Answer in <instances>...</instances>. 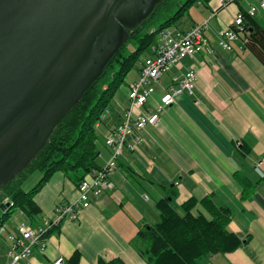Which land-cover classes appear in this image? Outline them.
<instances>
[{
  "label": "crops",
  "instance_id": "crops-1",
  "mask_svg": "<svg viewBox=\"0 0 264 264\" xmlns=\"http://www.w3.org/2000/svg\"><path fill=\"white\" fill-rule=\"evenodd\" d=\"M260 1L212 0L208 6L198 5L200 9L191 12L190 21L181 20L184 32L207 22L205 34L213 52L184 57L161 78L155 93L138 112L155 111L169 88L175 86L174 79L191 69L197 73L194 94L177 97L165 107L156 126L136 131L141 141L132 138L135 150L125 149L118 160L112 175L114 188L88 209H81L79 221L64 222L53 229L47 236L46 250L41 251L39 245L34 248L32 264H54L60 258L71 264L75 254L80 255L79 264L114 259L148 264L140 253L144 245L138 234L158 223L157 203L171 198L180 207L191 198L207 196L231 209L229 230L242 245L235 252L207 257L205 264H264V66L241 39L233 43L231 51L218 45V33ZM254 18L264 28V13ZM128 84L125 82L111 103L108 124L101 128L105 140L130 108ZM111 155L112 150L102 142L101 167ZM80 183L62 172L47 182L34 197L40 212L31 218L20 212L6 227L0 264L8 263L7 235L23 223L36 228L54 220L57 206L79 199ZM250 185H255V190L249 191V199H243V191Z\"/></svg>",
  "mask_w": 264,
  "mask_h": 264
},
{
  "label": "trees",
  "instance_id": "trees-1",
  "mask_svg": "<svg viewBox=\"0 0 264 264\" xmlns=\"http://www.w3.org/2000/svg\"><path fill=\"white\" fill-rule=\"evenodd\" d=\"M211 1L164 0L129 33L127 41L107 61L102 73L53 128L33 160L1 187L0 213L3 214H0V228L4 226L5 218L17 211L28 218L38 214L40 209L34 197L56 173L62 172L80 183L88 174L101 168V146L102 142L105 145L106 138L101 128H106L111 103L127 76L140 65L143 53L151 55V49L163 31H181V20L186 13L195 5L208 6ZM163 13L166 14L165 20L160 27L153 29L151 22L157 21ZM244 16L248 33L242 41L264 66V28L254 17ZM178 23L179 26L173 28ZM133 82L128 84L129 87ZM35 174H40L41 179L27 191L24 186ZM255 187L250 185L244 190L243 199H249V191H254ZM3 204L6 206L4 210L1 208ZM198 207L203 212L198 211ZM157 208L160 213L158 223L146 226L138 234L144 245L140 253L148 264H205L207 257L235 252L242 245L241 239L229 230L231 209L217 205L210 196L202 200L191 198L180 207L174 205L171 198L161 199ZM79 261V254L71 258V264H79ZM101 264L125 263L114 259Z\"/></svg>",
  "mask_w": 264,
  "mask_h": 264
},
{
  "label": "water",
  "instance_id": "water-1",
  "mask_svg": "<svg viewBox=\"0 0 264 264\" xmlns=\"http://www.w3.org/2000/svg\"><path fill=\"white\" fill-rule=\"evenodd\" d=\"M151 1L0 0V189L91 85L120 22Z\"/></svg>",
  "mask_w": 264,
  "mask_h": 264
},
{
  "label": "built area",
  "instance_id": "built-area-1",
  "mask_svg": "<svg viewBox=\"0 0 264 264\" xmlns=\"http://www.w3.org/2000/svg\"><path fill=\"white\" fill-rule=\"evenodd\" d=\"M228 1L234 3L241 0ZM260 12L264 13V0L250 6L247 14L255 17ZM245 24L244 14L239 13L230 28L218 33V45L226 51H231L233 43L246 37L248 31ZM207 28L206 22L187 32L169 29L161 33L157 44L151 49V55L142 63L139 79L130 86V108L125 112L122 122L105 140V145L112 150L110 160L105 166L91 172L81 181L77 201L57 206V217L54 220L45 221L42 226L36 228L23 223L18 226L15 233L7 235V264H32L34 248L39 245L40 250L45 251L47 236L53 229L64 222L79 221L81 209H88L94 200L114 188L112 175L117 170L118 160L123 156L125 149L135 150L130 140L137 138L136 131H142L148 126H156L165 107L173 103L177 97L184 93L194 94L197 73L191 69L174 79L175 86L169 88L162 98V104L158 105L155 111L138 112V109L143 108L155 93L156 84L161 78L177 67L184 57L213 52L210 39L205 34ZM139 141L141 139L137 138V142ZM4 234H6L5 226L0 228V236ZM54 264H65V261L60 258Z\"/></svg>",
  "mask_w": 264,
  "mask_h": 264
},
{
  "label": "rangeland",
  "instance_id": "rangeland-1",
  "mask_svg": "<svg viewBox=\"0 0 264 264\" xmlns=\"http://www.w3.org/2000/svg\"><path fill=\"white\" fill-rule=\"evenodd\" d=\"M161 1L163 2L164 0H153V1L149 2L147 5L144 6L142 13L135 15L130 20H124V21L120 22V24L118 25L119 27H118V31H117L116 35L114 37H112L111 42L109 43L106 52L103 53V58H102L100 64L96 68L95 75L93 76L94 77L93 81L102 73V71L105 68L107 61L115 53H117V51L120 49V47L127 41V39L129 38V33L132 32V30L136 29L138 26H140L141 23L147 17H149V15L154 10V8L158 4L162 3ZM198 7H200V6L195 5L191 10H189L185 15V19L190 21L191 20V18H190L191 12L193 13L194 10H199L200 8H198ZM165 18H166V14L163 13L162 15L159 16V19L157 21L151 22V24H152L151 26L154 27L153 29L160 27V24L165 20ZM178 26H179V23L176 24L173 28L178 27ZM148 56L149 55H147L146 53H143L142 56L140 57L139 63L143 62ZM138 68H139V65L127 76L125 82L130 83V82H132V80L137 79ZM40 179H41L40 174H35L33 176H30V178L28 179V181L26 182V184L24 186L25 189L27 191H29L30 189H32L34 186H36L38 184ZM0 214L2 216L3 213H0ZM19 216H20V211H17L16 213H14L9 218H5V220L3 221V225L8 228L9 224L14 223L16 218ZM27 220H28L27 222H30V219H27ZM2 242H3V238L0 237V245L2 244Z\"/></svg>",
  "mask_w": 264,
  "mask_h": 264
},
{
  "label": "bare ground",
  "instance_id": "bare-ground-1",
  "mask_svg": "<svg viewBox=\"0 0 264 264\" xmlns=\"http://www.w3.org/2000/svg\"><path fill=\"white\" fill-rule=\"evenodd\" d=\"M149 244H151V241H150V243ZM150 246V245H149Z\"/></svg>",
  "mask_w": 264,
  "mask_h": 264
}]
</instances>
